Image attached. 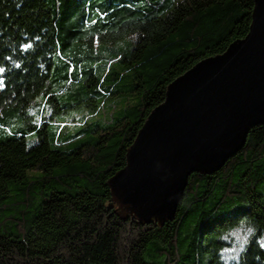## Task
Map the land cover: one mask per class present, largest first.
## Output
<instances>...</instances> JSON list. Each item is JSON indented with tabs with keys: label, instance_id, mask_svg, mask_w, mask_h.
<instances>
[{
	"label": "trees",
	"instance_id": "16d2710c",
	"mask_svg": "<svg viewBox=\"0 0 264 264\" xmlns=\"http://www.w3.org/2000/svg\"><path fill=\"white\" fill-rule=\"evenodd\" d=\"M253 6L0 0V264H264V125L192 173L162 226L121 218L107 184L167 86L244 38Z\"/></svg>",
	"mask_w": 264,
	"mask_h": 264
},
{
	"label": "water",
	"instance_id": "95a60500",
	"mask_svg": "<svg viewBox=\"0 0 264 264\" xmlns=\"http://www.w3.org/2000/svg\"><path fill=\"white\" fill-rule=\"evenodd\" d=\"M253 3L246 36L173 80L127 148L107 181L121 218L172 220L189 176L220 169L264 125V0Z\"/></svg>",
	"mask_w": 264,
	"mask_h": 264
},
{
	"label": "rangeland",
	"instance_id": "374dc122",
	"mask_svg": "<svg viewBox=\"0 0 264 264\" xmlns=\"http://www.w3.org/2000/svg\"><path fill=\"white\" fill-rule=\"evenodd\" d=\"M85 114L84 113H78V112H75L73 114H71L70 116H68L67 118H64V119H61L60 121V124L59 126H61V128H74V127H77L78 124L82 123L81 120H83V122L85 120H87L88 117H84ZM83 118V119H81Z\"/></svg>",
	"mask_w": 264,
	"mask_h": 264
},
{
	"label": "snow or ice",
	"instance_id": "6c2138e0",
	"mask_svg": "<svg viewBox=\"0 0 264 264\" xmlns=\"http://www.w3.org/2000/svg\"><path fill=\"white\" fill-rule=\"evenodd\" d=\"M4 70L3 69H0V72H3Z\"/></svg>",
	"mask_w": 264,
	"mask_h": 264
}]
</instances>
